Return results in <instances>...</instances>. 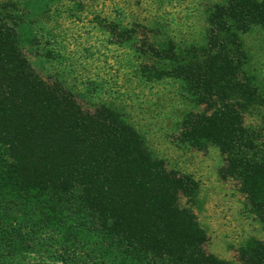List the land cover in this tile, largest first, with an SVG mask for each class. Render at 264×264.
<instances>
[{
	"label": "trees",
	"instance_id": "obj_1",
	"mask_svg": "<svg viewBox=\"0 0 264 264\" xmlns=\"http://www.w3.org/2000/svg\"><path fill=\"white\" fill-rule=\"evenodd\" d=\"M210 148L264 231V0H0V264H264L207 250Z\"/></svg>",
	"mask_w": 264,
	"mask_h": 264
},
{
	"label": "rangeland",
	"instance_id": "obj_2",
	"mask_svg": "<svg viewBox=\"0 0 264 264\" xmlns=\"http://www.w3.org/2000/svg\"><path fill=\"white\" fill-rule=\"evenodd\" d=\"M246 40L254 42L255 38L248 35ZM169 154L172 160L181 162V166L191 171L200 182L198 196L192 207L207 233L209 252L222 259H231L245 237L264 240V231L258 222L244 215L242 196L235 191L233 183L218 176L221 156L216 149L193 153L170 149Z\"/></svg>",
	"mask_w": 264,
	"mask_h": 264
}]
</instances>
